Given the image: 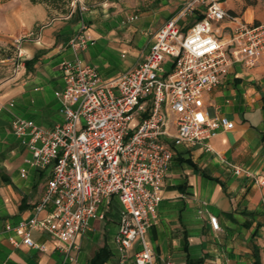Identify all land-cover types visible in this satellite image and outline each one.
<instances>
[{"label": "crops", "instance_id": "obj_1", "mask_svg": "<svg viewBox=\"0 0 264 264\" xmlns=\"http://www.w3.org/2000/svg\"><path fill=\"white\" fill-rule=\"evenodd\" d=\"M82 1L88 5L83 16L89 44L79 54L107 79L140 63L154 33L186 3ZM223 3L250 23L264 22V0ZM80 20V5L73 0H0V264L119 263L122 204L117 196L104 217H93L90 228L77 235V246L69 252L61 247L67 240L46 232H31L45 245L40 249L21 241L13 244L5 231L33 214L48 177L47 170L32 163L27 137L15 134L12 122L19 116L52 127L63 120L62 68L76 56L70 39ZM17 38H24L21 45ZM215 99L235 128L214 135L210 149L176 144L159 218L146 234L156 255L153 264H264V184L234 169L242 165L264 175V55L253 66L234 64ZM210 215L217 217L219 229L213 228ZM140 247L136 241L128 249L126 264H133Z\"/></svg>", "mask_w": 264, "mask_h": 264}, {"label": "built area", "instance_id": "obj_2", "mask_svg": "<svg viewBox=\"0 0 264 264\" xmlns=\"http://www.w3.org/2000/svg\"><path fill=\"white\" fill-rule=\"evenodd\" d=\"M73 2L80 5L81 20L70 39L76 56L62 68L63 120L52 127L19 116L12 122L14 133L27 137L32 163L48 172L43 195L29 218L5 231L13 244L40 249L45 245L31 232H46L67 240L61 247L69 252L77 246V235L90 228L93 217H104L117 196L122 204L118 264H126L136 241L141 247L133 264H153L156 255L146 234L159 218L175 146L204 144L210 149L214 135L235 128L215 91L234 64L253 66L264 55V22L246 21L223 0H192L154 33L140 63L107 79L79 54L89 44L83 16L88 5ZM196 2L206 4L204 15L185 27L180 20ZM23 39L15 41L21 45ZM22 58L19 47L18 60ZM234 169L264 184V175L242 165ZM210 222L220 228L216 216L210 215Z\"/></svg>", "mask_w": 264, "mask_h": 264}, {"label": "rangeland", "instance_id": "obj_3", "mask_svg": "<svg viewBox=\"0 0 264 264\" xmlns=\"http://www.w3.org/2000/svg\"><path fill=\"white\" fill-rule=\"evenodd\" d=\"M185 1L186 3L182 6L180 11H182L185 8V6L192 0H185ZM205 10H206V4L204 2H196L195 9L193 11H187V13L183 15V17L180 20L181 24H185V25L192 24L195 20L198 19L199 15L201 16L203 14V11L205 12Z\"/></svg>", "mask_w": 264, "mask_h": 264}, {"label": "trees", "instance_id": "obj_4", "mask_svg": "<svg viewBox=\"0 0 264 264\" xmlns=\"http://www.w3.org/2000/svg\"><path fill=\"white\" fill-rule=\"evenodd\" d=\"M201 17H203V16H201ZM201 17H200V18H201Z\"/></svg>", "mask_w": 264, "mask_h": 264}]
</instances>
